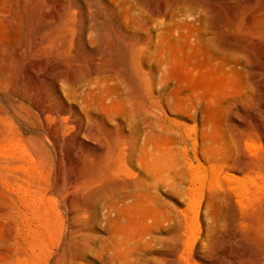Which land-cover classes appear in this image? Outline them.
<instances>
[{"label":"rangeland","instance_id":"374dc122","mask_svg":"<svg viewBox=\"0 0 264 264\" xmlns=\"http://www.w3.org/2000/svg\"><path fill=\"white\" fill-rule=\"evenodd\" d=\"M60 2L66 28L74 24L83 32L91 26L94 29L97 45L80 44L81 55L90 62L95 53H101L105 66L122 69L132 88L147 97L149 91L134 77L128 43L134 38L157 45L166 68L171 109L177 114L170 117L178 125L176 131L186 137L177 146L185 148V158L191 164L190 169L178 150L187 178L175 197V206L179 218L185 217L192 226L197 264L263 263L259 248L264 246V234H258L257 226L264 220V30L247 23L248 16L264 14V0H1L0 264H39L36 239L43 235L36 228L34 210L42 194L48 197L52 232L48 260L41 264H70L74 257L81 264H112L111 255L103 252L101 245L121 227L124 232L137 233L146 225V211L136 205L138 198L128 201L127 205L135 206L124 212L121 227L115 223L116 211L106 212L101 207L112 198L114 187L141 196L144 184L138 172L113 177L101 188L104 191L87 193L79 202V213L75 209L79 206L66 214L63 209L66 201L60 185L77 171L66 159L73 155L86 159L87 155L73 147L78 144L84 148L85 144L75 128L59 135L58 151L49 136L59 121L47 119L43 123L42 113L35 112L41 105H51L60 112L70 109L66 102L47 98L49 85H37L40 78L35 69L38 60L47 59L51 64L60 59L41 57L37 52L44 36L50 37L54 31L51 24L44 23L45 8L49 4L52 14L59 13ZM149 8L159 9L160 14H152ZM124 9L138 14L145 24L163 20L161 29L157 33L153 29L126 32L120 26ZM14 11L18 13L17 24L9 31L4 17ZM260 19L264 27V15ZM72 60V56H64L68 65ZM90 67L87 63L86 68ZM72 76L69 69L67 77ZM56 115L72 116L75 125L85 126L83 117L75 113ZM92 132L94 125H89L85 134ZM85 147L95 152V144ZM94 164L91 161L89 166ZM160 195L164 201L170 199L165 190ZM144 258L147 264H156L154 258L158 257L146 254Z\"/></svg>","mask_w":264,"mask_h":264},{"label":"bare ground","instance_id":"6f19581e","mask_svg":"<svg viewBox=\"0 0 264 264\" xmlns=\"http://www.w3.org/2000/svg\"><path fill=\"white\" fill-rule=\"evenodd\" d=\"M25 2L26 0H24ZM59 6L60 11L56 14L51 13L52 6L49 4L45 8L46 11L44 10L46 12L43 13L45 15V17L43 16L44 23L45 25L51 24L54 31H51L50 37L44 36L42 46L37 52L40 53L41 57H60V59L55 60L51 64L47 62V59L38 60L35 64V69L39 73L40 78V80H37V85L41 86L44 82L49 85L48 93H46L47 98L66 102L70 109L67 112H60L51 105H41V108H36L35 112L42 113L41 120L43 123L47 119L59 121L58 128L52 131L49 136L51 141L56 144L58 151L60 148L59 135H65L75 128L77 129L78 138L85 146L87 144L92 146L95 144V152H92L93 150L89 151L91 149L90 146L88 147V149L90 148L89 150L85 146L84 148L80 147L78 144L73 146L76 151L80 150L85 156L87 155L86 159L89 163L94 161V166H89L86 159L76 157L78 155L75 156L71 153L73 155L71 160H69L68 155H64V157L68 158V160L66 159L67 163L77 170L74 175H69L65 181L62 179L64 182L60 185L59 192L66 201V205L63 206L65 214L68 209L71 211L72 208L78 207L81 198L87 193L92 194L95 190L98 191L103 188L109 179L138 172L144 184L141 196L122 192L114 187V192L110 193L112 198L102 202L101 207L106 212L116 211L118 217L115 223L117 222L118 227H121L124 220V212L135 206L127 205L128 201L138 198L137 201L139 202L136 205H142V209L146 211L144 212L146 225L137 233L124 232L121 227L112 234L108 243L101 245L100 249L111 255L112 264H147L144 260L146 254L157 255L158 258H154L156 264H197L194 258L196 241H194L192 226L185 217L183 219L179 218L177 207L175 206V197L179 191H182V183L187 178V173L179 158L180 150L182 158H185V148L182 147L179 150L177 143L180 140L183 142L186 137L176 131L178 125L170 117L176 113L175 110L171 109L173 106L171 107V94L167 91L166 68L158 52L157 45H154L152 40H150L151 42H146L147 39L146 41H139L134 38L128 43L132 49L130 61L133 66L134 77L143 89L146 88L149 91L150 97H147L132 88L131 80L122 69L105 66L104 56L101 53H95L91 57L90 62L81 55L79 51L80 44L85 43L90 48H94L97 45V41L93 37L94 29L91 26L86 33L79 30L77 28L79 26L74 24L66 28L67 21H64L63 4L60 2ZM203 6L206 7L205 5ZM150 11L157 16L160 14L159 9L156 8ZM255 14L253 16L250 15L251 17L248 16L247 26L264 30L260 19V16L264 14H261V12ZM17 16L18 13L14 11L12 15L4 17V22L9 31L15 30ZM169 19L171 21L172 17ZM120 22V26L126 32L146 33L153 29L157 33L161 29L160 26L163 20L159 24L155 22L145 24L138 14L124 9V16ZM158 34L155 35L158 36ZM139 35L142 36V34ZM22 50L18 53L21 54ZM66 55H70V58L71 56L73 57L69 65L64 61V56ZM87 63L91 65L89 70L86 68ZM69 69L73 71L71 78L67 77ZM29 70L28 73L32 72V70L30 72ZM10 85L15 86L14 83ZM46 99L45 102L48 100ZM44 113H51V115L45 116L46 114L44 115ZM56 113H75L76 116L83 117L85 126L75 125L76 121L71 120L72 116L58 118ZM89 125H94V132L86 136L85 133ZM82 156L85 157L84 155ZM187 160L185 158L191 169V164ZM60 164L58 163V166ZM163 190L170 196L168 201H164L161 198L160 193ZM40 200L41 202L34 210V218L35 216L37 217L36 228L43 235L42 238L36 239L39 264H41V261L46 260L50 251L49 244L51 243L49 239L52 232L46 206L48 197L46 194H42ZM96 201L97 199L94 202ZM75 209L77 211H74L78 213L82 210L80 206L79 210ZM258 224L257 232L263 235L264 220L262 224ZM73 226L75 227V225ZM240 243L243 244L244 242L241 241ZM262 247H258L261 250V252L259 250L260 257L257 254L263 260V263L260 261V264H264V246ZM72 259L73 261L70 264H81L77 257Z\"/></svg>","mask_w":264,"mask_h":264}]
</instances>
